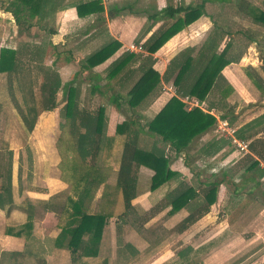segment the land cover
<instances>
[{"label":"trees","instance_id":"obj_1","mask_svg":"<svg viewBox=\"0 0 264 264\" xmlns=\"http://www.w3.org/2000/svg\"><path fill=\"white\" fill-rule=\"evenodd\" d=\"M230 1L232 2L233 0H200L196 3H179L178 5L166 6L161 9L160 16L172 22L163 30L152 33L146 39L143 48L148 52V56L139 66L140 76L131 85L125 96L122 97L120 94L115 93L110 87L108 80L121 70L135 54L126 49L103 69L104 78L107 82L106 87L112 90L109 96L111 99L109 100L114 103L122 100L130 108L137 105L147 94L154 91L157 92L161 81L167 82L171 79L174 94L146 123V131L157 136L161 143L168 145L176 154L184 150L193 140L192 138L210 129L216 120L212 114L204 112L198 107L186 109L180 98L192 96L198 101H202L214 85L215 80L219 78L221 69L230 61H237L240 58V52L233 53L231 50V54H229V39L220 50L217 49L224 36L230 35L232 32L228 29L224 31L220 25L213 21L214 29L206 36V39L197 47L186 46L176 52L168 61L161 75L153 68V59L150 54L154 53L171 36L200 16L206 15L210 17L211 15L206 12L207 4H222ZM46 2L47 0H6V5L2 9L10 13L14 23L22 30L40 23ZM63 6H65V3L60 7ZM75 9L76 13L81 16L88 13L102 12L103 6L101 0H86L77 3ZM241 11L250 19L253 25L264 31V9L252 3H247L244 7H241ZM155 17V14L147 15V19H154ZM235 32L240 33L238 30ZM241 33L244 36L245 33ZM244 37L248 43H256L254 33H246ZM119 46L118 41L109 40L84 55L79 67L89 70L101 64L113 55ZM34 50L36 53L38 48L34 47ZM16 52L13 48L0 47V73H4L6 76L7 91L12 99H14L12 81L15 80L16 88L20 92L24 90L28 94L30 101H32L33 81L32 78H28L31 61L20 60L16 57ZM61 55L66 59L67 51H61ZM262 63L264 64L263 56ZM42 68L44 69V77L38 85L40 106L41 110L48 111L56 106L55 96L61 83L57 73L51 67L43 66ZM251 80L253 81V79ZM72 82L73 80L71 79V81L64 84L65 99L59 112L60 117L63 119L59 126L61 132L67 134L64 136L67 138L60 137L57 139L56 148L60 156L57 167L60 170V179L67 182L69 188L68 192L59 198L58 203L63 208V216L57 224L59 231L52 240L54 247L69 250L71 257L77 251H79V256H96L103 226L112 212L109 205L103 204L102 201H111L116 192L121 195L124 205V210L115 223V235L118 244L121 246L117 260L128 261L129 256L134 254L132 252L134 247L120 238L124 231V225L128 224L140 232L142 225L151 216L164 206H169L166 212L167 215H173L180 210L186 211V214L174 226V231L178 234L209 211V207L215 201L216 187L227 180L225 178L227 171L222 173L219 180L212 179L198 182L197 186L178 181L175 187L164 196L165 201L158 204L154 211L148 212L146 215L143 214L137 224L131 221V214L136 213V211H133L134 208L130 206V201L140 193L138 191L140 186L139 175L137 174L139 168H145L151 172L148 177L149 182L146 191H152L167 181L176 180L178 173L169 168L167 155L162 148H159L156 144L147 148L146 144H138L137 139L129 138L128 124L132 121L126 120L115 126L114 134L119 133L125 136V139L121 142L115 183L112 186L105 185V176L108 170L111 169L108 164L109 161H107L109 160L108 149L114 139H108L106 136L104 139L102 138L105 127L103 107L98 106L93 112L81 109L79 107L78 88L76 85L73 86ZM253 82L259 88L260 85L255 81ZM215 88L221 96L225 95L226 90H231L232 92L229 84L221 88V84L218 82ZM22 99L24 103L26 99ZM14 104L20 110L19 105L17 103ZM27 109L28 112L34 111L32 104L26 105ZM21 117L26 129L30 131L34 123V117H31V119H27L25 115ZM218 117L226 120L227 113H220ZM75 118H78V124H74ZM233 120L234 117L231 115V120L227 119V123L232 124ZM259 123L260 115L251 121L243 123L233 131V136L236 139L247 140V151L242 153L232 165L237 168V174L241 182H250L252 184L251 188L248 189L249 191L252 190L253 186L259 185L260 179L264 177V167L260 165V161L264 160V139L256 136L259 132ZM65 125L67 129H65ZM221 142L219 141L217 144L209 142V145H204V150H211L212 148L215 151L220 148ZM100 150H104L101 157L99 154ZM235 172L231 173V182ZM233 185L235 188L232 194L236 195L235 193L238 194L242 186L240 187L238 183H233ZM99 188V195L95 197ZM261 193L264 198V189ZM94 198H96V201L91 211L90 205ZM6 202H10L8 186L0 185V207ZM30 230V212L27 213V219L22 224L4 228L6 234L17 237L28 236ZM219 234L221 235L210 238L192 251L179 255L178 260L174 264H191L194 257L209 250L221 240L223 233ZM129 249L131 253L128 251ZM127 252L128 256L126 255Z\"/></svg>","mask_w":264,"mask_h":264},{"label":"rangeland","instance_id":"obj_2","mask_svg":"<svg viewBox=\"0 0 264 264\" xmlns=\"http://www.w3.org/2000/svg\"><path fill=\"white\" fill-rule=\"evenodd\" d=\"M61 1L63 0H54L53 2H57L58 4V2ZM64 1L68 2L67 0ZM127 1L131 2L132 0ZM170 1L172 5H178L179 3H196L200 0ZM233 1L224 2L222 4H207L206 12L211 16L208 17L206 15H202L199 17L198 21H193L194 23L192 22L193 24L188 29L189 31L191 30V32H189L190 38L187 37L185 39L184 37L185 46L187 45V47H197L198 45H200L202 41L206 39V36L211 32V30L214 29L213 21H215L216 24L220 25L224 31H227V29L230 30L232 33L230 35H226L222 43L229 39V54H231V50L233 53L240 52V58L235 61V66L242 78V88H244V84L246 87H248L247 83L249 81L250 83H252L254 88L256 87L260 91L259 93L264 94V89L262 88L264 87V79L261 81L263 86H259V88L253 82L255 81L256 83H258L254 79V75L255 71H260L259 68L261 65L256 63L257 70H254L251 67L253 60L255 62V60L257 61V58L259 57V60L262 61L261 56L264 57V31H262L258 26L253 25L250 19L241 11V7H244L247 3H252L264 9V0ZM66 2L65 6L69 5L66 4ZM0 4H2L0 6L3 8L4 5H6V2L3 5V0H0ZM136 4V6L138 7L148 5L146 4V1L140 0H137ZM155 4L162 6L164 4H167V1L157 0ZM106 9H110V6L107 5ZM8 23L9 24H6L5 21L3 22L2 19L0 20V47L13 48L17 51V58L22 61H31V68L28 72V78H32L33 81V95L31 96L32 101H30L28 94L24 90L23 92H20L16 88L15 80H13L12 85L13 97L15 99L14 100L8 94L5 74L0 73V185H7L9 196H12L16 199L17 196L15 195L14 187L13 192L11 191V186H13V184H16L15 179L17 180V184L26 182L23 178L27 179V175L25 176L24 173L26 172V169L29 168L32 169L34 173H36L34 175L31 174V179H35V175L38 174L37 170L39 169V167H37V163H40V161L46 163V160L44 158L45 153L43 154V150L41 149L42 139H49L51 143H54L56 145L58 138H65L64 136L67 135L66 133L61 132V128L59 126V124L63 122V119L60 117V110L58 114H56L57 108L59 106H55L51 109L55 112L53 115V119L49 117V123L44 121L48 117V113L43 114V112L46 111L41 110L40 95L38 91V85L44 77V69L42 67H51L57 73L59 81L61 80L60 82L66 81V79L71 75L72 69L74 70L75 68L74 66L70 68L71 65L69 64L71 63L64 65L63 60H61L63 58L62 55L60 56L62 58H58L56 60V65L50 63V61L53 60L54 54L56 52L69 49V47L72 48V40L66 41L67 44L65 43V46L62 45L64 44V41L62 43L52 45L45 42V39L41 44L43 37L36 42L33 40V38H35V30L31 29L32 27L21 30V28L18 27L14 23V21ZM144 26L145 25H142L139 36L143 35L144 32L142 33V28ZM200 29L204 31L201 32ZM237 30L240 31V33L235 32ZM241 32L245 33L244 36L246 35V33H254V35L256 36V43H248ZM45 34H47L48 36V33L45 32L42 33V36H46ZM187 34L188 33H186L185 35ZM145 36L147 35L145 34L143 37ZM34 47L38 48V51L36 53ZM129 47L134 51L137 50L133 45H130ZM180 47L182 46H178L176 47V49L179 51ZM218 47L220 49L222 46ZM142 50H144V48ZM175 54L176 52L173 54V56ZM251 58L254 59L252 60ZM65 60H67V58ZM160 62L161 64L165 63V61L162 60ZM155 67L157 69L162 68L160 67L158 62L155 64ZM220 79L221 76H219V78L215 80V83L210 89L209 93H215V91L217 90L215 88L216 85H218V82L221 84ZM251 79H253V81ZM238 85L240 86V83L238 81L237 84L233 81V87H235V90L237 91L239 90ZM259 93L254 94L253 96H248V98H252L255 100L253 104L256 105V108H251L250 106L254 105H250V103L249 105L248 103L246 104L242 99L243 97L241 95L237 96L234 88H232V92L228 98V100L231 101V113L238 109L241 114L240 122L248 117H251L253 114L257 113L260 110V106L258 105L260 102ZM106 97L107 95L105 94L104 96H102V98H100V101L97 97H87L88 103H86V106L94 109L96 105L99 104V102L103 103V101L106 100ZM22 98L26 99L24 100V103ZM79 99L80 104L81 97H79ZM244 99L247 98L245 97ZM57 100L58 104H60L64 99L63 97L59 96ZM193 101H196V99H193ZM82 102L85 103V99H83ZM14 103H17L19 105L20 110H18L19 108H17ZM63 103L61 104V106L63 105ZM28 104H32L35 113L34 111L28 112V109L26 110V105ZM224 107L226 109L227 105L225 104ZM21 113L22 115H25L27 119H31V117H34V123L30 131L26 129L22 121ZM44 115H46L47 117H44ZM40 121L48 124L49 126H45V124L41 125ZM74 121V124H78L79 120L78 118H75ZM65 129H67L66 125ZM215 131L219 133V135L227 137L226 140H220L222 141L220 144V148L215 151H211L210 149L204 150V140H200V142L194 144L189 143L184 150L176 154L168 147V145L161 143L158 140V137H155L156 139H149L150 142L147 143V145L153 147L156 144L159 148H162L164 153L167 155L169 167L180 174H178V178L176 180L167 181L153 191L148 192L146 190L149 182V172L144 170V168H140L138 170V181L140 183L138 191L140 193L131 200L134 205L133 211H136V213L131 214V221L136 224L140 222L139 218L142 217L143 214L146 215V213L154 211L158 204L165 201L164 196L167 194V192L175 187L178 181L191 183L192 185L197 186L198 182L212 179L219 180L223 172L227 171L228 173L227 176H225L227 180L221 182L216 187L214 204L209 208V211L203 215L205 218L201 219L203 217H200V219H197L195 222H193L189 226L190 228L188 227L189 231L177 235V233L174 231V226L177 224V221H179L186 214V211L180 210L172 216L167 215L166 212L168 211V206H164L160 211L156 212V214L153 215L152 220L149 222L152 223H148V226L152 228L151 230H149V232L152 231V234L141 233L138 239V236L132 234L131 231H129L131 235L128 233V235L124 236V239L132 240L135 243L137 240H139V244L137 245L141 251L138 257H136V261L132 264H174V262L178 260L179 255L187 250V247H185V245H187L188 242L184 243V239L187 240L189 238V240H191L196 236V233L197 235H199L195 238L203 241L212 235V237H214L216 235H221L219 233H223L221 240L217 243V245H215V248L213 250L203 256H200L203 253H200L198 256H196L198 257V261H200V263L197 264H264V198L261 193V191H263L264 189V177L260 179L259 185L253 186L252 190L249 191L248 189L251 188L252 184L250 182H241L237 174V168L232 165V163L236 161L243 152H237L232 144H228L230 142H228L227 139L229 138V136L231 139V135H233L231 133V130L225 127L223 128L222 124L218 123ZM129 138H132V135H129ZM144 140L147 141L146 139ZM138 144H141V142H138ZM118 145L119 144H117L113 149V152H115L117 148H119ZM30 156L32 157L31 159ZM115 164L116 160L114 159V166L112 165L114 168L117 167ZM260 165L262 167L264 166V160L260 161ZM112 166H109L111 167V169L108 170L105 176L106 183L111 186L115 183L117 172L116 169L113 172L114 168ZM44 168L45 170L47 168V174L50 178L57 179L58 170L56 167L53 169H48V167ZM234 171L236 172L234 174V177H232L233 181L231 182V173H233ZM61 181L65 182L62 179ZM30 183H33V181H30ZM65 183L68 184L67 182ZM233 183H238L240 187L242 186L238 194L235 193L236 195L232 194V191L235 188ZM49 184L50 183H48V185ZM59 184L61 185L63 183L59 181ZM49 188H51V184L49 185ZM94 200H96V198H94ZM6 203L8 204V202ZM92 207H94V205ZM165 216L170 217L165 220ZM134 217L136 219L135 221ZM124 228L128 229L129 227L124 226ZM108 230L105 231V237L102 241V245L104 246L103 250L105 251V253H107L108 250L107 245L109 246V242H112V230L111 228H109ZM144 232H146V230ZM196 257H194L191 264H196ZM121 264L126 263L121 262Z\"/></svg>","mask_w":264,"mask_h":264},{"label":"crops","instance_id":"obj_3","mask_svg":"<svg viewBox=\"0 0 264 264\" xmlns=\"http://www.w3.org/2000/svg\"><path fill=\"white\" fill-rule=\"evenodd\" d=\"M53 1L54 0H47L41 22L37 25L32 26L31 29L35 30V38H33L35 42L43 37L41 44L44 39L45 42L50 43L52 45H56L64 41V44H62L64 46L65 43L67 44L66 41H73L72 48L69 47V49L61 50L67 51V60L60 57L61 51H58L54 54L53 60L50 61L51 64L56 65V60L58 58H62L61 60H63L64 65L71 63L69 64L71 65L70 68H72L73 66L75 68L74 70L72 69L71 75L66 79V81L60 82L61 86L57 90L55 98L56 107L59 106L57 108L56 114H58L61 104L64 102L63 100L60 104H58L57 99L59 96L65 99L64 84L66 82L68 83V81H71L72 79V85H76V87L78 88V96L81 97V103L79 104V107L81 109H83L84 111L93 112L97 109L98 106L103 107L105 127L103 134L104 136H102V138L104 139V137L106 136L108 139H114V141H112L111 147L108 149L109 160H107L109 161L108 164L110 166L113 165V160H116L115 165L117 167L114 168V165L112 166L114 168V172V170H117L118 168V159L121 151V142L123 139H125L124 134H114L115 126L126 120L132 121L133 123L130 122V124H128L129 135H132L133 139H137V141L141 142L142 145L146 144V147L149 148L150 146L147 145V143L150 142L149 139H156L155 137L157 136L146 131V123L163 106V104L169 99V97L174 94V88L171 84V79H169L167 82L161 81L160 87L157 89V92L154 91L152 93L147 94L142 100L138 102L137 105L132 108L128 107L126 103L122 100L117 102L118 104L111 102L109 100L111 99L109 98V96L112 90L115 93L120 94L122 97L125 96L128 89L140 76L141 73L139 70V66L148 55V52L142 50L145 41L152 33L163 30L172 22L163 19V17L160 16V10L163 9L164 6L166 7L174 5H172L170 0H166L167 4L162 5L163 7L155 4L157 0H140L146 1V4H148L147 6L143 5V7L136 6L137 0H132L131 2H128L127 0H101V4L103 6L102 12L88 13L79 16L76 13L75 5L86 0H67L68 2L63 0L61 2H58L59 5L57 4V2ZM5 2L6 0H3V5ZM65 2L69 5L60 7ZM107 5L110 6V9H106ZM148 14H155L156 17L154 19H147ZM1 19L3 22L5 21L6 24H9L8 22H13L10 13L3 10L0 6V20ZM198 20L199 18L195 21ZM193 23H190L184 28H182L176 34L171 36L167 41H165L154 53L150 54L153 59V68L157 70L160 75L165 70L169 59L173 56L175 52H178L176 47L182 46L180 47V49H183L187 46H185V39L187 37L190 38L189 32H191V30L189 31L188 29ZM142 25H145L142 28V33H144L142 36H139ZM200 30L201 32L204 31L202 29ZM44 32L48 33V36L47 34H45L46 36H42V33ZM186 33L188 34L185 35ZM145 34L147 36L143 37ZM111 39L118 41L120 44L119 48L114 52L113 55H111L101 64H98L89 70L81 69L79 67L84 55L97 49L98 47L102 46ZM223 39L221 40L218 46L223 47V44L226 42L224 41V43H222ZM130 45L135 46V49L137 50H132L129 47ZM218 46L217 48L219 49ZM126 49L132 51L135 55L125 66L121 68V70H119L111 79L108 80L109 85L112 88V90H110L106 87L107 82L104 78L103 69L111 60H113L116 56H118L122 51ZM251 59L253 60L254 58ZM257 59L258 60H255V62L254 60L252 61L251 67L254 70H257V64L261 65L259 68L260 71H255L254 79L262 87L263 84L261 81L264 79V64L262 63V61L259 60V57ZM161 60L165 61V63L161 64ZM157 62L159 63L160 67H162L161 69H157L155 67V64ZM235 64V62L230 61L221 69V88L224 85L229 84L230 87L234 88V91L237 96L241 95L243 97L242 99L246 104L248 103L249 105L250 103V105H254L250 106L251 108H256V105L253 104L255 100L252 98H248V96H253L254 94L259 93L260 91L256 87L254 88L252 83H250L249 81L247 83L248 87H246L244 84V88H242V78L241 75L238 73ZM233 81L236 82V84L237 81L240 83V86L238 85L240 91L235 90V87H233ZM262 88L264 89V87ZM215 93H208L204 97V99L199 103H194L193 99L195 98H193L192 96L180 98V100L184 103L186 109H190L191 107H198L202 111L212 114L216 119L214 125L210 129L192 138L193 140H191L190 143L194 144L200 142V140H204L203 146L205 144L207 145L209 142H215L217 144L220 139L226 140L227 138L223 137L222 135H219V133L215 131L216 127L218 126V123L224 121L226 125H222L223 128L225 127L229 130L231 128L236 129L243 123L251 121L258 115H260V123L259 132L256 134V136H260L264 139L263 93H259L260 102L258 105L260 106V110L257 113L253 114L251 117L246 118L242 122H240L241 114L238 109H236L237 111H233L231 114V101L228 100L231 94V90H226L224 96H221L220 93L218 94L217 90L215 91ZM105 94L107 95L106 100L103 101V103L99 102V104H97L94 109H91L89 108V106H86V103H88L87 97H97L100 101V98H102V96H104ZM245 97L247 99H244ZM83 99H85V103L82 102ZM225 104L227 105L226 109L224 107ZM47 113L48 117L44 115V117H47L44 121L49 123V117L53 119V115L55 112L52 110L43 112V114ZM220 113H227V119L230 120L232 115L234 117L232 124L227 123V119L226 121L225 119H219L218 115ZM40 123L41 125L45 124L41 121ZM45 126L49 125L45 124ZM144 139H146L147 141H145ZM227 141L230 142V136ZM41 142V149L43 150V154L45 153L44 158L46 160V163H43V161L37 163V167H39V169L37 170L38 174L35 175V179L32 178L34 180L31 179V174L34 175L36 173H34V171L30 168L26 169V172L24 173L25 176L27 175V179L23 178L26 182L17 184V180L15 179L16 184H13V186H11V191L13 192L14 187L15 195L18 198L16 197L15 199L10 196L11 201L8 202V204L4 203L0 207V264H113V259L114 264H121V262H125L126 264H132L133 262H135L136 257H138L141 252L137 245L139 244V240H137L135 243L132 240L124 239V236L128 235V233L131 235L132 233L138 236L139 239L141 233L152 234V231H150L151 233L149 232V230H151L152 228L148 226V223L152 220L153 216L150 217L144 225H142L143 228H141L140 232L136 231L128 224L124 225L128 226L129 228H124V231L121 234L120 238L125 242H129L130 245L134 247L132 251L134 254L129 256L128 261H125L123 259L117 260L119 248L121 249V246L118 244L115 235V223L117 222L119 215L124 210L123 202L121 200V195L119 194V192L115 193L113 198H111V201H102L103 204L109 205L112 212L111 215L107 218L105 225L103 226L100 242L98 245V253L96 256H79V251H77L74 256L71 257L69 250L65 248L54 247L52 245V240L59 231V227L57 224L59 222V219L63 216V208L58 203L59 198H61V196L68 192L69 187L65 182H62L59 177L60 174L59 168L57 167V163L59 161L60 156L56 145L54 143H51L49 139H42ZM117 144H119V148H117V150L113 152V149L116 147ZM102 151L104 150L99 151L100 157L102 155ZM211 151H213L212 148ZM31 158L32 157L30 156V159ZM44 167H48V169H53L56 167L58 170L57 179L64 185H60L59 181L56 178H50L47 174V168L46 171ZM144 170L149 172L150 175L151 172L148 169L144 168ZM30 181H33V183H30ZM48 183L51 184V188H49L50 184L48 185ZM105 185H108V183H106V180ZM100 188L97 190L95 197H98ZM95 201L96 200H93L91 202V211L93 210L92 206L94 205ZM213 204L211 206H213ZM130 206L134 208L132 201H130ZM28 212L31 213V230L28 236L17 237L6 234L4 232L5 227H15L19 224H22L27 219ZM168 217L170 216H165V220H167ZM201 217H203L201 219L205 218L204 216ZM109 228H111L112 230V242L110 241L109 246L107 245L108 250L107 253H105V251L103 250L104 246L102 245V241L105 237V231ZM189 228L183 230L177 235L189 231ZM145 230L146 232H144ZM129 231H131V233ZM198 235L196 233V236ZM212 236L210 237L212 238ZM195 237H193L191 240H189V238L187 240L184 239V243L188 242V244L185 245V247H187V250L182 252V254L180 255L192 251L194 248L198 247L210 238L208 237L206 240L203 241L198 240V238ZM214 248L215 246L203 252V254H201L200 256H203L206 253L208 254ZM128 251L131 253L130 249ZM126 255H129L128 252L126 253ZM195 263H200V261H198V257L195 258Z\"/></svg>","mask_w":264,"mask_h":264},{"label":"built area","instance_id":"obj_4","mask_svg":"<svg viewBox=\"0 0 264 264\" xmlns=\"http://www.w3.org/2000/svg\"><path fill=\"white\" fill-rule=\"evenodd\" d=\"M196 99V98H195ZM196 102H200V101H198L197 99H196V101H194V103H196ZM222 125H226V123L224 122V121H221L220 122ZM231 130V133L233 134V131H234V129H230ZM232 136V138L230 139V144H232L234 147H235V149H236V151L237 152H246V149H247V142L246 141H243V140H238V139H236L233 135H231ZM264 167V166H263Z\"/></svg>","mask_w":264,"mask_h":264}]
</instances>
